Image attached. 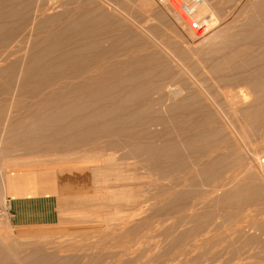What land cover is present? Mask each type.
<instances>
[{
    "label": "rangeland",
    "instance_id": "374dc122",
    "mask_svg": "<svg viewBox=\"0 0 264 264\" xmlns=\"http://www.w3.org/2000/svg\"><path fill=\"white\" fill-rule=\"evenodd\" d=\"M196 17L200 36L156 0H0V264H264V0ZM95 64L123 76L65 77ZM45 171L48 194L8 195Z\"/></svg>",
    "mask_w": 264,
    "mask_h": 264
},
{
    "label": "bare ground",
    "instance_id": "6f19581e",
    "mask_svg": "<svg viewBox=\"0 0 264 264\" xmlns=\"http://www.w3.org/2000/svg\"><path fill=\"white\" fill-rule=\"evenodd\" d=\"M184 17H185V19L190 23V24H192L191 23V21H190V19L187 17V16H185L184 15ZM178 20H179V18H177ZM179 21H181V20H179ZM182 22V21H181ZM201 26H203L202 24H200ZM204 27V26H203ZM194 30L196 31V28H194ZM204 31H206V27L205 28H203V30H200V31H196L197 32V35L196 36H200ZM203 35V34H202ZM140 61H142V62H145V59H142V58H140ZM108 64H109V66H113L114 65V63L112 62V61H110V62H108ZM107 67H108V65H107ZM84 70V69H83ZM133 71H135L136 72V70H133ZM135 72H134V74H135ZM137 73V72H136ZM125 75V74H124ZM132 75V74H131ZM130 75V76H131ZM58 76V75H57ZM123 76V74H122V72L121 71H118V70H116V69H113V68H109V69H107L106 68V65L105 64H95V65H93V68H89V69H86V70H84V71H81V72H75V71H73L72 73H68V74H66V79L69 81V78L70 79H74V78H81L83 81H82V87L83 88H85L86 89V85H87V83L86 82H90V83H92V84H96L97 85V89H101L102 88V85L106 82V83H110L111 81L110 80H112V81H114L112 78L113 77H122ZM59 77H60V75H59ZM58 77V78H59ZM61 77H62V75H61ZM51 79H48L44 84H42V86H40V87H43V88H45V89H48L49 87H54L55 85L53 84V82L55 81L54 79H56V77H50ZM115 79V78H114ZM59 79H57V81H58ZM57 83H59V82H57ZM57 83H56V85H57ZM41 84V83H40ZM54 85V86H53ZM74 86H71V84L68 82L67 84H66V90L67 89H70V88H73ZM28 91H29V89H28ZM97 91V90H96ZM30 92V91H29ZM31 94H32V96L31 97H33V98H36V97H38V96H41L38 92H36L35 90H32L31 91ZM43 98H41L40 99V97H38V102H41V101H43L42 100ZM151 100V99H150ZM149 100V101H150ZM42 103V102H41ZM111 135L112 136H115V137H118L119 136V133L118 132H113V133H111ZM223 179V178H222ZM196 239H198V238H196ZM2 240H3V238H2ZM204 240V239H203ZM202 240V241H203ZM6 242V241H5ZM198 241L196 240H194V242L193 243H191L190 244V246L189 245H187L185 248H183V247H181L182 245H185V244H181V246L179 245L178 247H176V249H175V251H173L172 253H173V258H177V256H181V255H183V254H185V252H187V251H189V250H187L186 248L189 246V247H191V248H189L188 247V249H194V248H197L199 245V243H197ZM205 243V242H204ZM1 245V244H0ZM2 246V245H1ZM4 246V245H3ZM6 249V247H0V251H2V250H5ZM188 253V252H187ZM187 255V254H186ZM185 256V255H184ZM2 256H0V261L2 260V258H1ZM162 258H164V256H160L159 257V259H160V261L161 260H163ZM42 264H47L46 262H42Z\"/></svg>",
    "mask_w": 264,
    "mask_h": 264
},
{
    "label": "crops",
    "instance_id": "0c3cea01",
    "mask_svg": "<svg viewBox=\"0 0 264 264\" xmlns=\"http://www.w3.org/2000/svg\"><path fill=\"white\" fill-rule=\"evenodd\" d=\"M50 174L51 173L49 171H45L43 173L37 172L36 174H33V176L35 175L34 178H26V176H23V178L20 179L18 177L16 183L13 186L11 185L12 188L10 187V183L8 181V195L15 198L16 200H20L21 197L26 196L46 195L51 192L49 184L51 181ZM52 181H55L56 183V185L54 184V187L52 186L53 190L56 189V191L60 192L61 194V192L64 190V187H66V184L61 179H59V176H54ZM54 195L58 194L54 193ZM17 205L18 204H15V206ZM20 211H22L21 208Z\"/></svg>",
    "mask_w": 264,
    "mask_h": 264
},
{
    "label": "built area",
    "instance_id": "2783aa9c",
    "mask_svg": "<svg viewBox=\"0 0 264 264\" xmlns=\"http://www.w3.org/2000/svg\"><path fill=\"white\" fill-rule=\"evenodd\" d=\"M158 3L168 6L169 9L175 14L179 20H181L184 25L192 32L194 35H197L196 31L203 29V26L200 25V20L196 17L197 9L202 0H156ZM187 16L191 23L190 24L186 19ZM196 28V31L194 30Z\"/></svg>",
    "mask_w": 264,
    "mask_h": 264
}]
</instances>
